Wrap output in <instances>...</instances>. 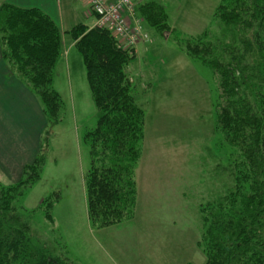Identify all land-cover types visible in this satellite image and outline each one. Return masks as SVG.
<instances>
[{"label": "trees", "instance_id": "16d2710c", "mask_svg": "<svg viewBox=\"0 0 264 264\" xmlns=\"http://www.w3.org/2000/svg\"><path fill=\"white\" fill-rule=\"evenodd\" d=\"M135 11L143 32L147 25L172 35L159 0H142ZM68 33L102 112L96 127L82 138L89 157L84 178L87 219L91 227L108 228L131 219L136 204L134 170L141 158L144 117L126 72L135 47H122L103 28L79 24ZM61 37L58 26L38 9L0 5V56L37 97L49 122L58 121L61 108L60 96L51 88ZM178 43L215 76L216 126L240 155L229 163L231 191L200 208L198 244L205 264H264V0H221L212 27ZM42 152L40 148L23 168L18 182L0 183V264H76L66 250L35 236L29 222L35 211L14 204L39 181ZM54 198L40 201L38 209L44 206L47 218L59 196Z\"/></svg>", "mask_w": 264, "mask_h": 264}, {"label": "rangeland", "instance_id": "374dc122", "mask_svg": "<svg viewBox=\"0 0 264 264\" xmlns=\"http://www.w3.org/2000/svg\"><path fill=\"white\" fill-rule=\"evenodd\" d=\"M220 1L159 0L172 35L144 27L150 42L135 46V58L126 67L144 117L141 158L134 170L136 204L131 219L112 227L94 228L87 219L89 157L82 138L102 112L91 97L80 54L72 48L67 55L62 44L51 83L61 108L57 122L47 118L42 135L44 170L14 204L35 211L29 221L35 236L66 250L76 264H205L198 244L200 208L231 191L229 163L240 155L216 126L215 76L188 57L178 41L210 29ZM54 193L62 202L47 218L44 206L38 207L42 199H55Z\"/></svg>", "mask_w": 264, "mask_h": 264}, {"label": "crops", "instance_id": "0c3cea01", "mask_svg": "<svg viewBox=\"0 0 264 264\" xmlns=\"http://www.w3.org/2000/svg\"><path fill=\"white\" fill-rule=\"evenodd\" d=\"M4 3L18 8L38 9L49 17L61 32L62 44L68 50L67 55L72 48H75L74 41L68 32L79 24L91 28L95 22V17L85 0H0V5ZM79 19L85 20L88 24L80 23ZM68 36L70 40L67 39ZM146 44L144 46H147ZM137 47L134 48V55L137 53ZM1 48L0 43V53ZM46 126L47 116L41 103L17 76L10 73L0 56L1 184L10 185L19 181L23 168L30 165L40 151ZM61 202L59 198L55 206Z\"/></svg>", "mask_w": 264, "mask_h": 264}, {"label": "built area", "instance_id": "2783aa9c", "mask_svg": "<svg viewBox=\"0 0 264 264\" xmlns=\"http://www.w3.org/2000/svg\"><path fill=\"white\" fill-rule=\"evenodd\" d=\"M142 0H85L95 17L93 27L109 30L124 48H134L149 40L141 20L135 16Z\"/></svg>", "mask_w": 264, "mask_h": 264}]
</instances>
